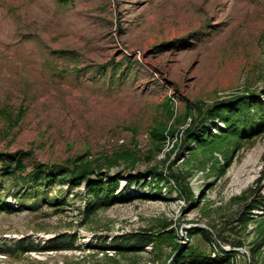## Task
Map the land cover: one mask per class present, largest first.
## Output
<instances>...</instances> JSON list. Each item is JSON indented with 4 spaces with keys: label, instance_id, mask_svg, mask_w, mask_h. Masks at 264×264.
I'll return each mask as SVG.
<instances>
[{
    "label": "rangeland",
    "instance_id": "rangeland-1",
    "mask_svg": "<svg viewBox=\"0 0 264 264\" xmlns=\"http://www.w3.org/2000/svg\"><path fill=\"white\" fill-rule=\"evenodd\" d=\"M246 90L264 102V0H0V153L23 175L90 161L126 191L92 209L84 183L21 198L0 178V245L32 246L0 264H264V135L200 111ZM133 232L153 245L113 246Z\"/></svg>",
    "mask_w": 264,
    "mask_h": 264
},
{
    "label": "trees",
    "instance_id": "trees-1",
    "mask_svg": "<svg viewBox=\"0 0 264 264\" xmlns=\"http://www.w3.org/2000/svg\"><path fill=\"white\" fill-rule=\"evenodd\" d=\"M264 92V91H261ZM258 92L253 90H246L242 94H236L228 98L218 99L213 101L211 104L202 108L200 111L206 114V119L209 122H214L215 119L220 118L228 128H235V132H239V135L250 134L253 132L260 131L261 135H264V102L258 99ZM195 118V117H194ZM194 120L193 125L186 130V134H190L193 131L196 124ZM242 128V129H241ZM241 130V131H240ZM203 130H197L194 135L190 138H196L200 143V146L205 145V139L201 138L204 133ZM157 134V133H156ZM160 134L163 138L162 133ZM83 159L80 158V161ZM114 160V159H113ZM0 178L12 177L19 180V195L22 198L25 195L34 194V188L38 186L51 185L55 182L67 184L69 189H73L76 186L84 183L85 192L89 194L92 199L90 207L96 209L101 206H109L117 202L122 194L121 190L116 193L119 187L121 172H118L112 176L104 175L99 171L97 165H93L90 161L82 163L77 167H68L61 164H42L38 163L32 171L23 175L25 172V166L20 159L8 160L6 154L0 153ZM108 167L117 163L111 161L110 158L105 160ZM100 166V165H99ZM133 166V165H131ZM94 175H97L95 178ZM147 176H153L154 180L159 183L164 180L165 176L163 173L157 171L156 168L149 169L146 173ZM127 184L139 183L142 177H136L134 175H127ZM264 180V177H263ZM145 181V180H144ZM0 181V191L2 190ZM158 194L159 190L155 191ZM258 198H254V203L249 205L250 209H254L258 206H264V197L261 195ZM19 197V198H20ZM123 201L128 199H122ZM21 204H26L25 201ZM25 206V205H24ZM9 204L7 203L4 196L0 195V212L10 211ZM247 214L250 211L246 212ZM245 218V219H244ZM249 218L248 215L242 219L246 220ZM154 238L146 233H126L117 237L114 241V247L117 250H144L146 246H152ZM32 247V246H31ZM30 246L25 247L24 243H17L10 247L0 245V254H9L13 250L29 251ZM12 248V249H11ZM204 259H199L194 255V252H190L187 255L183 253H177L171 264H182L185 262L199 263Z\"/></svg>",
    "mask_w": 264,
    "mask_h": 264
}]
</instances>
